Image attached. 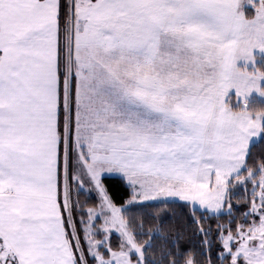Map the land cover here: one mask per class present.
Segmentation results:
<instances>
[{"label":"snow or ice","instance_id":"1","mask_svg":"<svg viewBox=\"0 0 264 264\" xmlns=\"http://www.w3.org/2000/svg\"><path fill=\"white\" fill-rule=\"evenodd\" d=\"M0 264H264V0H0Z\"/></svg>","mask_w":264,"mask_h":264},{"label":"trees","instance_id":"2","mask_svg":"<svg viewBox=\"0 0 264 264\" xmlns=\"http://www.w3.org/2000/svg\"><path fill=\"white\" fill-rule=\"evenodd\" d=\"M110 190L117 202H120L121 197L124 195V188L118 182H113L110 184Z\"/></svg>","mask_w":264,"mask_h":264}]
</instances>
